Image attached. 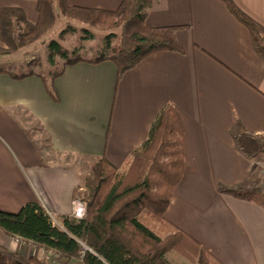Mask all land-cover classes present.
Segmentation results:
<instances>
[{
  "label": "crops",
  "instance_id": "crops-1",
  "mask_svg": "<svg viewBox=\"0 0 264 264\" xmlns=\"http://www.w3.org/2000/svg\"><path fill=\"white\" fill-rule=\"evenodd\" d=\"M231 1L264 27V0ZM122 2L67 0L71 7L108 11ZM36 6L37 0H0V10L21 8L31 23L38 18ZM147 24L177 28L184 53H153L119 82L113 62L86 58L55 80L59 103L41 74L16 79L23 74L0 73V211L18 213L38 202L61 229L62 218L74 215L73 193L83 177L33 143L31 124L48 136L53 154L92 164L104 157L125 171L159 113L173 105L184 127L186 165L165 215L169 227L186 232L221 264H264V203L229 191L251 190L255 184L244 182L258 177L253 166L259 160L239 147V139L264 137V62L250 33L223 0H158ZM0 246L22 259L83 264L62 261L1 229Z\"/></svg>",
  "mask_w": 264,
  "mask_h": 264
},
{
  "label": "trees",
  "instance_id": "trees-1",
  "mask_svg": "<svg viewBox=\"0 0 264 264\" xmlns=\"http://www.w3.org/2000/svg\"><path fill=\"white\" fill-rule=\"evenodd\" d=\"M157 1L123 0L117 10L108 11L71 7L67 0H37L36 23L29 22L21 8L4 7L0 10V59L17 54L48 34L57 22V9L61 16L72 21L113 31L106 38L105 52L88 62H113L119 82L153 53H184L176 37L177 28H154L147 24L149 8ZM223 1L228 11L247 28L253 49L264 62V27L233 1ZM49 49L50 61L54 63L55 56L59 55L66 60L65 65L50 79L39 77L51 99L59 103L55 80L67 66L86 60L70 58L68 51L55 41ZM31 75L35 73L14 77L23 79ZM248 138V134H243L238 143L250 154ZM185 145L182 120L174 106L167 105L152 124L145 143L129 155L125 171L118 170L104 157L93 163L92 176L73 193L74 201H81L85 206L83 216H64L61 229L41 204L30 201L18 213L0 211V229L38 249L55 252L65 262L80 259L83 264H173L167 255L176 252L192 264H221L186 232L169 227L165 219L174 191L184 175ZM260 182L250 176L244 185L254 183V188L229 191L263 204L264 186ZM144 218H150L160 228L151 230L143 222ZM0 264L47 263L38 256L22 259L0 246Z\"/></svg>",
  "mask_w": 264,
  "mask_h": 264
},
{
  "label": "rangeland",
  "instance_id": "rangeland-1",
  "mask_svg": "<svg viewBox=\"0 0 264 264\" xmlns=\"http://www.w3.org/2000/svg\"><path fill=\"white\" fill-rule=\"evenodd\" d=\"M55 13L58 18L53 29L39 41L24 47L17 54L7 55L1 58L0 71L10 70L15 74L37 72L45 78L50 79L62 69L66 62V60L59 55L55 56L54 63L50 61L49 56L51 51L49 46L53 41L59 43L63 49L67 50L70 58L79 57L83 59H94L105 52L106 38L108 35L112 34L113 31L103 30L98 27H90L84 23L72 21L61 16L57 9ZM113 42H115V39ZM29 134L33 143L38 146L47 157L51 156L49 157L51 161L60 162L66 167L68 165L83 177L80 186H84L86 179L92 176L93 164L91 160L76 156H58L51 153L49 138L44 134L39 125L35 123L31 124V126H29ZM246 144H248L250 148V154H254V157L259 160V163L253 166V169L258 176L257 178L261 181L259 185L264 186V137H249V139L246 140ZM143 222L153 231L160 228V225L150 218H144ZM167 257L173 264H192L189 260L176 252H170Z\"/></svg>",
  "mask_w": 264,
  "mask_h": 264
},
{
  "label": "built area",
  "instance_id": "built-area-1",
  "mask_svg": "<svg viewBox=\"0 0 264 264\" xmlns=\"http://www.w3.org/2000/svg\"><path fill=\"white\" fill-rule=\"evenodd\" d=\"M264 175V171H263ZM85 214V206L81 201H76L75 202V208H74V216L81 217ZM18 241H20L19 238H17ZM51 253H55L50 250Z\"/></svg>",
  "mask_w": 264,
  "mask_h": 264
}]
</instances>
